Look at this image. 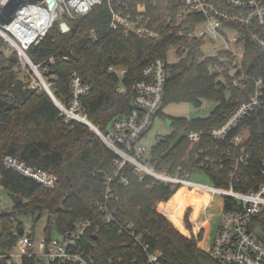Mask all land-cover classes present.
I'll use <instances>...</instances> for the list:
<instances>
[{
	"label": "trees",
	"instance_id": "obj_1",
	"mask_svg": "<svg viewBox=\"0 0 264 264\" xmlns=\"http://www.w3.org/2000/svg\"><path fill=\"white\" fill-rule=\"evenodd\" d=\"M144 1L151 26L160 32L159 38L136 37L121 27L109 30L111 13L103 3L76 20L63 17L70 26L69 32L63 33L59 20L53 21L45 35L36 45H30L26 53L33 64L49 68L44 75L51 76L52 95L62 104L70 99L72 71L90 83L91 90L82 99L83 113L101 130H106L115 118L130 110V86L140 79L143 67L156 58L166 59L169 48L176 45L181 60L167 65L163 107L174 103L199 107L201 100L217 102L207 118L187 119L159 113L168 120L173 133L158 139L152 148L153 159L158 167L171 164L188 170L191 163L182 160L189 146L184 133L192 129L209 131L222 124L250 91L232 86V79L239 75L228 74L231 60L228 53L217 52L199 63L203 41L175 35L178 28L171 22L178 11L176 0H154V4ZM8 47V42L0 37V188L22 201L14 204L11 211L0 212L2 247L20 236L18 215L36 213L40 217L46 212L44 232L47 235L71 229L79 218L94 219L96 202L102 199L105 178L114 171L116 158L85 125L76 120L65 121L52 97L43 89L28 87L17 77L13 71L17 59L6 55ZM244 58V73L253 78L264 77V50L249 45ZM110 67H123L126 73L121 79L108 71ZM209 67H218L220 71L210 73ZM121 84L126 88L123 94L117 92ZM252 125L253 137L263 140L264 115ZM181 132L183 137L177 138ZM251 149L257 168L263 145ZM7 154L55 175V187L46 188L14 170L3 169L1 161ZM210 173L216 185L225 184V171L217 167ZM129 180V185L116 189L119 198L114 203L116 215L122 224L133 223L138 231H148L150 247L161 252V260L166 264H224L203 246L210 222L198 228L194 226L199 203L192 190L178 187L171 192L167 185L148 177L139 181L129 175ZM244 184L240 185L242 190L251 187L246 181ZM217 204L211 205L212 212L217 210ZM257 221L264 229V215ZM87 238L90 241L95 238L97 256L103 260L120 258L117 264H145L141 250L133 248L129 239L113 227L96 235L88 234Z\"/></svg>",
	"mask_w": 264,
	"mask_h": 264
},
{
	"label": "built area",
	"instance_id": "obj_2",
	"mask_svg": "<svg viewBox=\"0 0 264 264\" xmlns=\"http://www.w3.org/2000/svg\"><path fill=\"white\" fill-rule=\"evenodd\" d=\"M176 2L178 11L172 22L168 20L178 28L175 35L186 37L188 40L203 41L207 38L211 41H224V46L219 52L230 55L228 74L233 77L235 74L239 75L232 79V86L236 89L241 87L242 90L248 88L250 93L247 98L217 127L209 131L192 129L184 133L189 146L182 160H189L190 169L182 170L181 165L174 167L171 164L158 167L153 159L152 149L148 150L142 144V139L163 108L167 60L156 58L143 67L140 79L130 86V110L115 118L106 130H101L83 113L82 99L90 92L91 85L72 71L69 77L68 103L62 104L56 98L54 103L60 114L65 117V121L76 120L96 133L103 145L115 154V169L105 178L102 199L95 205L94 219L79 218L71 229L55 232V235H47L43 231V236L37 243L31 234L23 232L12 244L5 247L0 245V264H117L120 258H99L95 249V238L93 241L87 238L88 234L96 235L101 230L108 231L112 227L124 238L129 239L133 248L141 250L145 264H166L161 260V252L153 251L150 247L147 240L148 231H138L133 223L124 225L118 220L114 206L119 199L116 189L129 185V175L139 181L147 177L154 182L160 181L167 185L171 192L178 187H184L192 191L200 190L209 195L212 201L217 199V230L210 245V254L224 264H264V240L256 237L252 228L253 224H260L257 218L264 215V139L258 141L253 137L252 125L261 114L264 115V77L253 78L243 71L248 46L264 50V0ZM48 3L49 0H34L32 3L28 0L27 3L23 2L18 10L32 6L37 8L38 16H42L44 12L50 13ZM103 3L111 13L109 30L121 27L125 33L134 34L136 37H160V32L151 26L144 0H54L52 22L60 21L63 17L76 20L90 13L94 6ZM149 3L154 4V0H149ZM12 22H7L1 29L5 30L4 27ZM201 25H204V29L200 28ZM47 30L48 28L33 37L26 45L7 30L5 31L8 36H2L14 44L19 51V58L38 75L45 92L53 97L52 83H46L41 78L37 65L31 62L26 53L28 47L36 45ZM230 33L232 36L227 39ZM92 38L97 40L94 34ZM204 61L206 57L203 56L198 60L199 63ZM49 62L52 63V59H49ZM108 71L115 72L121 79L126 73L123 67H110ZM208 71L214 73L220 70L218 67H209ZM242 80L252 82L246 84ZM124 91L126 88L123 84L117 87L119 94ZM260 145H263V149L259 154L258 167L255 168L256 159L251 148ZM1 166L49 189L54 188L57 183L55 175L43 168L28 165L9 154L2 158ZM217 167L225 171L224 185H216L212 181L210 171ZM198 173L206 174L212 181L211 186L192 181L191 177ZM245 181L251 187L242 190L240 185L244 186Z\"/></svg>",
	"mask_w": 264,
	"mask_h": 264
},
{
	"label": "rangeland",
	"instance_id": "obj_3",
	"mask_svg": "<svg viewBox=\"0 0 264 264\" xmlns=\"http://www.w3.org/2000/svg\"><path fill=\"white\" fill-rule=\"evenodd\" d=\"M34 0H29V2H33ZM19 2V1H18ZM28 0L26 1V3ZM23 4L21 3H15L10 6L1 7L0 8V37L2 38V32H1V26L9 22L8 17L11 15V17H14L17 13L18 7H20ZM201 29H204V25H201ZM3 30V29H2ZM232 36L230 33L226 38L229 39ZM5 41L8 42V49H6L5 53L6 55L13 56L17 59V62L14 64L13 71L16 73L17 77L19 79H22L25 83H27L28 87L32 88H39L43 89V85L41 81L38 79V75L34 73L30 66L24 61L21 60L19 57V51L16 47H14V44L10 43L5 37H3ZM224 46V41L215 40L211 41L209 39L203 40V44L200 46V51L203 57H212L217 52H219ZM233 46V45H231ZM178 47L176 45H172L166 55L167 64L173 65L174 63L180 62V57L178 55ZM45 66V65H44ZM44 66L37 64L38 67V73L41 76V78L46 81V83H49V77L48 75H44V72H49V68H44ZM231 74V72H230ZM224 80H222L223 82ZM45 91V90H44ZM217 106V102L213 100H201V104L199 107L188 104V103H174V104H168L162 108V112L169 117H184L187 119H196V118H207L208 115H210L215 107ZM88 128V127H87ZM151 129L147 132V134L142 139V144L147 147L148 150L152 149L155 144L158 142V139L164 136L171 135L173 133V128H171L168 124V120L166 118H163L162 116H157V118L152 123ZM89 129V128H88ZM91 130V129H89ZM94 132L93 130H91ZM95 133V132H94ZM96 134V133H95ZM183 137V133H179L177 135V138ZM191 180L202 183L204 185L211 186L212 181L210 178L207 177L206 174L198 173L194 174L191 177ZM192 195L195 196L196 200L198 201L199 205L196 208L197 212V219L195 221L194 226L197 228L203 225L206 222H210L207 227V236L204 241L205 250L209 251L210 249V243L212 240V237L214 233L216 232L217 222L216 219L213 217L211 213V205H214L216 203L217 199L211 200L210 196L206 193L194 189L192 191ZM22 200V199H21ZM13 196L10 194V192L7 189L0 188V212H7L11 211L14 206ZM17 221L20 222V228L23 229L24 233L31 234L35 242L37 243L43 236L44 228L47 224V213L43 212L40 217H38V214H24V215H18ZM252 228L254 229L256 237L259 239H264V229L260 224L252 225ZM52 234L55 235V231H52Z\"/></svg>",
	"mask_w": 264,
	"mask_h": 264
},
{
	"label": "bare ground",
	"instance_id": "obj_4",
	"mask_svg": "<svg viewBox=\"0 0 264 264\" xmlns=\"http://www.w3.org/2000/svg\"><path fill=\"white\" fill-rule=\"evenodd\" d=\"M25 1L27 0H0V8L6 7L15 2L21 3ZM53 14L54 12L51 8L50 13L44 12L42 16H38V10L36 7L26 6L19 9L18 14H16L14 17H11V15L8 17L9 19L7 20L10 22H12L13 19L15 20L11 23V25L8 24L5 26L4 29L14 34L18 41L20 40L26 45L33 37L41 34L46 28H49L50 23L53 20ZM5 30L1 29V32L4 36H8V32Z\"/></svg>",
	"mask_w": 264,
	"mask_h": 264
},
{
	"label": "water",
	"instance_id": "obj_5",
	"mask_svg": "<svg viewBox=\"0 0 264 264\" xmlns=\"http://www.w3.org/2000/svg\"><path fill=\"white\" fill-rule=\"evenodd\" d=\"M53 5H54V0H49V3H48L49 8H52ZM59 28L61 29V31L63 33L69 32V30H70L69 29L70 26L63 20L59 21ZM50 97H52V96H50ZM52 99L55 102V97H52ZM13 201H14L15 204H20L22 200L20 198L13 197ZM22 233H23V229L19 228L18 234L21 235Z\"/></svg>",
	"mask_w": 264,
	"mask_h": 264
},
{
	"label": "crops",
	"instance_id": "obj_6",
	"mask_svg": "<svg viewBox=\"0 0 264 264\" xmlns=\"http://www.w3.org/2000/svg\"><path fill=\"white\" fill-rule=\"evenodd\" d=\"M211 213H212V215H213V217L216 219V216H217V212H216V210L214 209V212H212V209H211ZM216 233V232H215ZM215 233H214V235H215ZM214 235H213V237H214ZM206 236H207V233H206ZM213 237H212V239H213ZM205 239H206V237H205ZM205 239H204V241H205ZM211 242H212V240H211ZM210 245H211V243H210ZM209 245V246H210ZM203 246H204V243H203ZM205 247V246H204ZM211 247V246H210Z\"/></svg>",
	"mask_w": 264,
	"mask_h": 264
}]
</instances>
